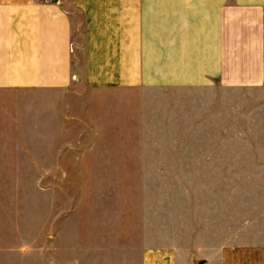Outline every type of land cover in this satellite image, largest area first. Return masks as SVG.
Returning <instances> with one entry per match:
<instances>
[{
	"label": "crops",
	"instance_id": "0c3cea01",
	"mask_svg": "<svg viewBox=\"0 0 264 264\" xmlns=\"http://www.w3.org/2000/svg\"><path fill=\"white\" fill-rule=\"evenodd\" d=\"M213 76L238 87L264 85V0H0L1 192L7 178H36L39 160L62 161L66 148L39 157L37 145H69L71 126L85 125L84 87L194 85ZM251 160L263 162L264 153ZM254 169L264 176V164ZM260 189L258 202L211 209V220L234 216L239 224L230 235L229 226L212 222L209 252L167 244L159 224L157 239L141 251L93 252L92 264H264ZM3 208L0 264H22L28 252L16 248L21 239Z\"/></svg>",
	"mask_w": 264,
	"mask_h": 264
},
{
	"label": "rangeland",
	"instance_id": "374dc122",
	"mask_svg": "<svg viewBox=\"0 0 264 264\" xmlns=\"http://www.w3.org/2000/svg\"><path fill=\"white\" fill-rule=\"evenodd\" d=\"M217 78L96 93L84 87L85 125L71 126L69 145H37L39 157L66 148L62 161L39 160L36 178H7L0 189L21 239L16 248L28 252L22 264H92L93 252L141 251L159 224L167 244L188 243L194 252H209L214 221L236 235L237 218L209 216L215 207L260 201L264 176L254 168L264 161L248 158L264 153V85Z\"/></svg>",
	"mask_w": 264,
	"mask_h": 264
}]
</instances>
